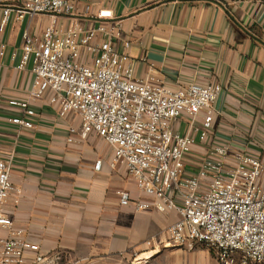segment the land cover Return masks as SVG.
<instances>
[{
	"label": "crops",
	"instance_id": "obj_1",
	"mask_svg": "<svg viewBox=\"0 0 264 264\" xmlns=\"http://www.w3.org/2000/svg\"><path fill=\"white\" fill-rule=\"evenodd\" d=\"M70 21L95 30V42L111 38L127 51L138 80L223 86L209 139L194 146L188 170L211 144L264 158V0H84ZM49 23L46 15L13 13L0 31V156L10 163L13 185L5 215L40 252L60 253L61 264H221L201 244H169L177 210H136L144 196L124 166H111L113 149L103 138L68 142L69 128L81 125L78 115L61 116L46 97L33 128L10 121L20 110L9 100L24 99L34 77L32 62L18 68L23 33L41 36ZM186 127L181 120L182 134ZM121 190L131 195L128 205L120 203Z\"/></svg>",
	"mask_w": 264,
	"mask_h": 264
},
{
	"label": "built area",
	"instance_id": "obj_2",
	"mask_svg": "<svg viewBox=\"0 0 264 264\" xmlns=\"http://www.w3.org/2000/svg\"><path fill=\"white\" fill-rule=\"evenodd\" d=\"M77 1L84 0H0L1 32L13 13L50 18L41 36L23 33L18 68L32 62L34 77L24 99L9 100L20 110L10 121L33 128L36 108L48 97L61 116L80 118L79 127L69 128L68 142L95 134L112 147L111 166H124L144 196L135 201L137 211H178L179 220L167 228L170 245L201 244L216 251L221 264H264V158L211 144L187 168L194 146L209 139L223 86L171 88L136 79L127 51L111 38L95 42V30L70 21ZM181 120L187 122L184 134ZM101 166L97 160L94 168ZM12 189L10 163L0 156V264H61L60 253L40 252L5 215ZM118 194L122 205L130 203L128 191Z\"/></svg>",
	"mask_w": 264,
	"mask_h": 264
},
{
	"label": "bare ground",
	"instance_id": "obj_3",
	"mask_svg": "<svg viewBox=\"0 0 264 264\" xmlns=\"http://www.w3.org/2000/svg\"><path fill=\"white\" fill-rule=\"evenodd\" d=\"M64 48V44L61 45Z\"/></svg>",
	"mask_w": 264,
	"mask_h": 264
}]
</instances>
